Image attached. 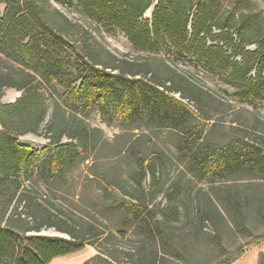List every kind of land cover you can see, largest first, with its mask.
<instances>
[{
  "label": "trees",
  "instance_id": "1",
  "mask_svg": "<svg viewBox=\"0 0 264 264\" xmlns=\"http://www.w3.org/2000/svg\"><path fill=\"white\" fill-rule=\"evenodd\" d=\"M46 2L0 0V61L6 65L0 68V264H48L86 245L94 246L96 253L79 264H171L175 259L176 264H193L187 257L190 248L184 245L185 231L177 224L181 212L175 201L182 196L181 185L172 182L165 203L153 202L161 182L158 154L150 158L137 154L130 190L103 178L102 196L90 197L85 209L74 214L66 204H56L48 197L45 189L52 193L54 183L66 178L74 160L86 158L88 148L95 145L89 129L76 122L81 120L76 113L95 103L107 122L171 123L182 136L200 140L188 149L191 160L213 175L240 171L248 164L264 169V152L258 151L254 158L243 145L209 144L195 122L198 108L193 112L167 94L164 89L169 86L156 80V72L143 62L116 57L112 64L93 60L68 78L62 60L48 57L49 42L61 35L57 17L68 19L56 8H46ZM76 2L87 16L123 32L134 47L151 53L170 44L181 55H192L224 75L240 98L264 100V33L251 24L254 14L221 17L217 10L205 11L200 2L191 14L192 0ZM150 7L148 18L145 13ZM250 44L257 48L250 50ZM98 64L100 68L95 67ZM43 80L56 83L74 109L59 124L53 111L45 128L48 142L37 150L20 144L18 137L41 132L48 104ZM9 87L20 91V96L4 104L3 89ZM63 136L69 141L62 142ZM106 214L118 216L120 222H109ZM137 228L150 242L146 238L137 247ZM46 229L63 235L45 234ZM262 240L264 232L252 238ZM242 253L239 250L220 264H231ZM263 260L260 252L258 264Z\"/></svg>",
  "mask_w": 264,
  "mask_h": 264
},
{
  "label": "rangeland",
  "instance_id": "2",
  "mask_svg": "<svg viewBox=\"0 0 264 264\" xmlns=\"http://www.w3.org/2000/svg\"><path fill=\"white\" fill-rule=\"evenodd\" d=\"M197 2L205 11L217 10L221 17L231 13H234V18L240 14H254L251 24L264 33V0H192L191 14L196 13ZM43 4L49 10L56 8L69 21L57 17L61 35L59 33L54 41L49 42L48 56L51 60H62L68 78H74L93 60L112 64V58L116 57L143 62L156 72V80L166 82L169 86L164 89L167 94L193 112L198 108V112H194L195 122L203 128L201 137L209 144L243 145L251 152L249 156L254 158L258 151L264 152V100L240 98L224 75L192 55H181L170 44L151 53L134 47L120 30L87 16L76 0H47ZM151 12L146 11L145 16L149 18ZM232 30L237 37L236 28ZM256 48V44L249 45L250 50ZM3 66L6 65L0 61V68ZM95 67L100 68V65ZM41 87L48 98L41 132L18 137L20 144L37 150L48 142L45 128L53 111L56 109L54 120L59 124L74 109L56 83L43 80ZM191 90L196 95L190 93ZM19 96L20 91L4 88L1 102L12 103ZM82 112L76 113L81 119L76 122L89 129L95 145L88 148L84 155L86 158L74 160L66 178L54 183L52 193L45 189L50 199L56 204H66L67 210L74 214L79 208L85 209L84 203L90 197L102 196L103 178L130 190L137 154L147 158L158 154L162 159L159 167L161 182L153 202L165 203L172 182L181 185L182 196L175 201L181 212V220L177 224L185 231L184 245L190 248L188 259L193 264H220L242 250V255L231 264H258L259 253H264V240L255 242L252 238L264 232V169L260 165L251 168L248 164L249 167L245 165L240 171L224 175L205 173L193 164L188 151L200 140L182 136L171 123L107 122L95 103ZM68 141L67 137H62V142ZM105 216L113 224L120 222L118 216ZM202 217L203 223L200 221ZM93 221L99 227L103 226L99 221ZM42 232L63 235L53 229ZM146 238L137 228V247ZM121 242L126 245L125 241ZM147 242H150L149 238ZM151 251L148 249V255ZM95 253L94 246L86 245L81 251L54 258L49 264H79ZM177 261L175 259L171 264Z\"/></svg>",
  "mask_w": 264,
  "mask_h": 264
},
{
  "label": "water",
  "instance_id": "3",
  "mask_svg": "<svg viewBox=\"0 0 264 264\" xmlns=\"http://www.w3.org/2000/svg\"><path fill=\"white\" fill-rule=\"evenodd\" d=\"M152 8H153V7H150V8L147 10V13L150 12V11H152Z\"/></svg>",
  "mask_w": 264,
  "mask_h": 264
},
{
  "label": "crops",
  "instance_id": "4",
  "mask_svg": "<svg viewBox=\"0 0 264 264\" xmlns=\"http://www.w3.org/2000/svg\"><path fill=\"white\" fill-rule=\"evenodd\" d=\"M59 257H61V256H59ZM56 258H57V257H56ZM53 259H54V258H53ZM53 259H52V260H53ZM52 260H51V261H52ZM51 261H50V262H51ZM50 262H49V263H50ZM49 263H48V264H49Z\"/></svg>",
  "mask_w": 264,
  "mask_h": 264
}]
</instances>
